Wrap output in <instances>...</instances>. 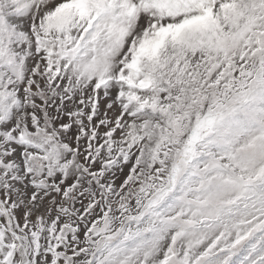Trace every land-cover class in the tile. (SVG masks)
Wrapping results in <instances>:
<instances>
[{"label":"snow or ice","instance_id":"6c2138e0","mask_svg":"<svg viewBox=\"0 0 264 264\" xmlns=\"http://www.w3.org/2000/svg\"><path fill=\"white\" fill-rule=\"evenodd\" d=\"M0 264H264V0H0Z\"/></svg>","mask_w":264,"mask_h":264}]
</instances>
